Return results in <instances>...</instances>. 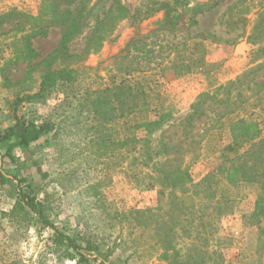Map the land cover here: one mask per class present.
<instances>
[{"label":"rangeland","instance_id":"1","mask_svg":"<svg viewBox=\"0 0 264 264\" xmlns=\"http://www.w3.org/2000/svg\"><path fill=\"white\" fill-rule=\"evenodd\" d=\"M120 1L131 13L137 11L138 19H141L137 25L128 18L117 22L97 52L77 59L74 67L84 69L80 70V74L85 73L84 82L90 90H94L98 84L110 83L114 77L127 75L118 70L122 64L118 55L133 35V26H140V33L147 35L146 41L156 51L147 60L149 67L133 74L134 80L139 81L149 93L151 117H154V110L162 106L169 107L173 111L171 121L176 122L188 112L200 92L233 80L248 68L256 46L250 43L247 35L255 12L264 6V0ZM213 2L218 5L209 11L196 10L197 5ZM163 3H170V13L178 16L174 25L176 28L170 32L158 30L159 26H168L167 23H160L165 12ZM37 5L38 0H0V13L12 8L35 13ZM106 5V1L100 0L93 6L92 14H98ZM8 27L0 26V66L5 59L19 55L16 49L22 44L16 41L20 32L2 33ZM242 28L245 29V35L234 40ZM208 31L213 32L214 36L210 35L204 40L199 37L190 39L199 32ZM58 39L57 28H51L46 36L31 38V45L38 52V57L35 60L18 58L21 62L12 65L11 69L14 70L7 74L11 85L3 83L0 77V108L9 109L16 104L18 115L37 122L50 121L54 127L42 136L36 155L27 165L12 163L16 167L14 174L23 169L28 172L25 178L27 188L42 204L46 218L60 231L71 235L78 243L84 244V241L91 240L98 246V251L87 253L96 258L92 259V264H98L100 260L105 264H167L166 260L158 257L156 251L154 253L155 247L149 249L152 241L148 224L140 240L141 253L135 254L133 247H130L135 234L120 219L130 210L154 208L158 201L156 188L147 185L144 177L147 169L131 165L125 147L117 151L116 141L124 140L127 134L126 123L119 120L100 127L86 117L85 111H79V100L72 99V104L69 100L62 103L63 94L59 91L47 96L43 102L34 99L26 101L23 98L35 90L40 71V67L30 70L26 63L29 61L33 64L44 58L55 48ZM200 40L201 46L195 52L192 42ZM15 41L17 46L13 45ZM70 44V51L77 53L83 47L84 39L81 36ZM174 46L180 48L174 49ZM202 49L205 50L204 57L210 72L195 66L192 72L185 75H177L172 71L169 58H197ZM190 51L194 55H190ZM123 62L122 67L127 60ZM24 75L26 79H23ZM259 82H262V78ZM262 94L264 88H258L256 96ZM255 116L264 134V98L258 101ZM163 129L174 141L178 138V134L173 135L171 132L176 131V128L170 132H167L166 127ZM99 130L103 133L100 138L106 147L103 153L94 144ZM160 133L158 131L150 138L155 139ZM217 149L215 138L203 141L198 151L200 156L188 164L195 182L215 166L218 161ZM8 164L4 162L6 169L9 168ZM30 168L32 175H29ZM13 185L9 183L10 188ZM255 188L245 182H220L217 196H223L231 203V212L220 218L217 232L209 241L205 243L203 237H199L192 243L193 246L185 241L181 244L182 250L186 253L200 251L199 255L203 259L201 264H264V234L261 231L264 222L261 226L254 225L246 217L254 209ZM10 195L0 191V264L12 259L22 264H75V260L68 259L63 249L52 245L49 239L52 230L39 224L34 216L25 222H17L2 215L10 209Z\"/></svg>","mask_w":264,"mask_h":264},{"label":"trees","instance_id":"2","mask_svg":"<svg viewBox=\"0 0 264 264\" xmlns=\"http://www.w3.org/2000/svg\"><path fill=\"white\" fill-rule=\"evenodd\" d=\"M91 1L38 0L35 13L16 8L1 12L0 26H9L2 33L20 32L16 41L22 44L16 49L19 53L17 57L4 60L0 66V77L3 83L11 85L7 74L14 70L11 69L12 65L19 63L18 58L35 60L38 57V52L31 45V38L46 36L51 28H57L59 39L55 48L44 58L35 62L33 60V64L29 61L26 63L30 70L40 67V71L35 90L25 94L23 98L26 101L34 99L43 102L47 96L59 91L63 94L62 103L69 100L72 104V99L79 100V111H85L86 117L100 127L119 120L126 123L127 134L124 140L116 141L117 151L125 147L130 155L131 165L147 169L144 172L147 185L156 188L158 194L156 207L134 209L120 216L121 222L135 234L130 246L134 249L133 253H141L140 240L143 239V231L148 224L152 241L149 249L155 247L154 253L156 251L159 258L166 260L167 264H201L203 259L199 255L200 251L186 253L181 244L188 241L186 244L193 246L192 243L199 237H203L206 243L217 232L220 218L231 212V203L223 196H217L220 182H245L256 187L254 209L246 217L254 225L261 226L264 222V134L260 121L255 116L258 101L264 98L263 94L256 96V90L264 88V6L255 12V19L248 31L247 39L256 46L248 68L235 79L200 92L188 112L174 122L171 121L173 111L169 107L162 106L159 110H154V117L150 116L152 109L149 93L133 78L135 71L143 72L149 67L147 60L156 52L155 47L146 41L147 35L140 33V26H133V35L118 55L122 63L118 70L127 75L114 77L110 83L98 84L94 90H90L85 84V73L80 74V70L84 69L74 67L77 59H84L90 53L97 52L117 22L128 18L137 25L141 19H138L137 11L131 13L120 0H104L107 5L93 15V6L100 0ZM169 4L163 3L165 12L160 20V23H167L168 26H159L158 30L166 29L170 32L176 28L174 25L178 16L170 13ZM216 5L217 2L197 5L196 10L205 12ZM210 35L214 36V33L199 32L190 39L199 37L204 40ZM244 35L245 29L242 28L234 40ZM81 36L84 39L83 47L77 53L71 52L70 43ZM201 40L192 42L195 52H198ZM16 41L13 45L17 46ZM191 54L194 55V52L190 51ZM198 55L197 58L172 56L169 58L172 71L177 75H185L192 72L195 66L210 72L204 57L205 50L202 49ZM124 59L127 62L122 67ZM25 75L23 79H26ZM260 78L262 82H259ZM16 106L14 104L7 109L16 118L19 129L16 146L27 148L54 128L50 121L37 122L18 115ZM165 127L167 132L176 128V131H171L173 135L178 134L175 141L167 135L163 129ZM158 131L161 132L160 135L151 139L150 136ZM102 134L99 130L94 144L103 153L106 147L100 138ZM212 137L218 142V161L195 182L188 164L200 156L198 151L201 150L203 141ZM12 148L11 146L3 154L9 162L15 161ZM4 170L2 161L0 184L8 180ZM13 177L16 181L13 186L15 200L8 212H3L2 215L17 222H25L34 216L39 224L52 230L49 237L52 245L63 249L68 259L75 260V264H92V259L96 258L87 253L98 251V246L91 240L84 241V244L78 243L71 235L60 231L44 215L42 204L27 188L26 179L17 178L16 174ZM261 227L264 234V224ZM262 247L264 248V243ZM1 264L22 263L12 259ZM98 264L105 263L100 260Z\"/></svg>","mask_w":264,"mask_h":264},{"label":"crops","instance_id":"3","mask_svg":"<svg viewBox=\"0 0 264 264\" xmlns=\"http://www.w3.org/2000/svg\"><path fill=\"white\" fill-rule=\"evenodd\" d=\"M19 129H17V125H16V118L13 116L12 113L9 112V110L5 109V108H0V162L3 161L4 162H8V166L9 168L6 169V167L4 166V172L6 174V176L8 177V180H6L5 183L0 184V191L1 193L5 192L7 195L11 194L10 198L12 201V204L9 205V208L12 207L13 203H14V198H15V190L12 191L13 187L10 188L9 183L14 184L15 185V178L13 177L14 174V169L16 168L12 163L15 162H19L21 163V165H27L31 158H33L36 153L37 150L36 149L39 146V143L42 141V137H40L38 140H36L35 142L31 143L27 148L24 147H18L15 145V143L18 140V133ZM15 145V146H14ZM12 148L11 153L14 155V159L15 161L13 162H9V160L7 159V157L3 156V154H5V152L10 148ZM32 168H30L29 172H31L32 175L33 172L31 170ZM21 173L22 176H19L18 173ZM16 172V177H24L26 178L27 174L24 169L21 171H17ZM28 173V172H27ZM13 185V186H14ZM11 189V190H10Z\"/></svg>","mask_w":264,"mask_h":264}]
</instances>
